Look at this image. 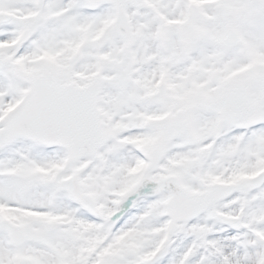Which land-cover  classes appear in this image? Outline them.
Here are the masks:
<instances>
[{
  "label": "snow or ice",
  "instance_id": "1",
  "mask_svg": "<svg viewBox=\"0 0 264 264\" xmlns=\"http://www.w3.org/2000/svg\"><path fill=\"white\" fill-rule=\"evenodd\" d=\"M0 264H264V0H0Z\"/></svg>",
  "mask_w": 264,
  "mask_h": 264
}]
</instances>
